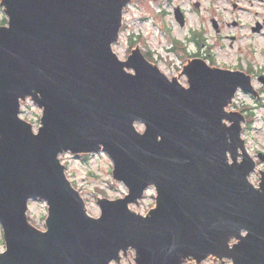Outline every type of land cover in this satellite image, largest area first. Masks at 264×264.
Returning <instances> with one entry per match:
<instances>
[{
	"label": "water",
	"instance_id": "95a60500",
	"mask_svg": "<svg viewBox=\"0 0 264 264\" xmlns=\"http://www.w3.org/2000/svg\"><path fill=\"white\" fill-rule=\"evenodd\" d=\"M130 2L2 0L0 264H112L129 249L137 264H264V177L250 181L245 118L226 110L239 89L254 92L251 78L191 62L171 81L140 49L120 60L113 46ZM28 97L43 108L38 132L20 117ZM68 151L105 152L129 195L98 199L101 216H90L59 159ZM151 187L156 208L139 215ZM33 199L48 205L47 231L29 222Z\"/></svg>",
	"mask_w": 264,
	"mask_h": 264
},
{
	"label": "rangeland",
	"instance_id": "374dc122",
	"mask_svg": "<svg viewBox=\"0 0 264 264\" xmlns=\"http://www.w3.org/2000/svg\"><path fill=\"white\" fill-rule=\"evenodd\" d=\"M192 1L200 2L201 8L197 10L191 0H131L124 12L120 40L114 45V52L120 60L128 61L131 53L139 48L144 57L157 66L171 81L189 64L181 69L182 58L180 56L183 57L184 53L180 50L178 54L174 55L169 54V50L176 45L188 47L190 50V43L186 45L189 38L197 36V43L205 45L202 53H206L209 48H212V55L216 63L231 67L245 66L251 48H261L264 53V32L257 35L252 30L256 22L263 23L264 2L262 0ZM177 8L184 15V25H181L176 19L175 9ZM8 22L9 17L2 6V0H0V26H7ZM215 23L219 25V33L214 27ZM195 49L197 52L201 50L197 44ZM262 65L264 67V55ZM127 71L134 74L132 70L127 69ZM177 81L182 87L190 88L188 78L182 76ZM234 99L237 101V107L234 106L233 110L240 111L239 114L243 115L246 107L254 110L251 115L250 132L244 133L245 128L242 131V136L246 141L245 150L253 157L257 151L264 152V108H256L255 102L244 94H236ZM261 101L264 103V94ZM231 106L232 104L226 110L231 111ZM42 116L43 108L39 107L31 97L21 101L20 117L30 123L35 132H38L41 126ZM243 116L245 118V115ZM225 123L231 127L230 122L226 121ZM243 125L244 122H242V127ZM137 128L144 133L143 125L138 124ZM239 154L242 155L243 152L239 150ZM59 159L66 167L68 179L86 202L87 213L90 216L94 218L101 216L98 199L116 201L129 195L124 185L115 181L114 164L105 152L75 155L68 151L62 153ZM239 160L242 161L241 156ZM259 178L261 175L252 174L250 181L257 185ZM156 193V189L151 187L143 199L136 203L139 214L148 215L151 210L156 208ZM129 209L137 213L134 205L130 204ZM48 211L46 202L38 199L31 200L28 210L30 224L41 231H46L44 222L48 218ZM5 251L3 229L0 226V252L4 253ZM120 257H123V253ZM119 261L112 264H121V262L128 264L124 260L120 263ZM207 264L215 263L208 262Z\"/></svg>",
	"mask_w": 264,
	"mask_h": 264
},
{
	"label": "flooded vegetation",
	"instance_id": "af4514ba",
	"mask_svg": "<svg viewBox=\"0 0 264 264\" xmlns=\"http://www.w3.org/2000/svg\"><path fill=\"white\" fill-rule=\"evenodd\" d=\"M251 1V0H250ZM192 4L195 6L196 4L199 5V7H197V10H199L201 7L200 2H194L192 1ZM262 2H264V0H262ZM196 7V6H195ZM179 9V8H177ZM175 9V11L177 10ZM165 14V13H164ZM263 23H261L260 21L256 22V25L254 27L256 28H260V30L254 31V27L252 28V30L254 31L253 33L259 35L261 33L264 32V20H262ZM215 29L217 30V32L219 33V25L217 23L214 24ZM197 36L195 38H189L187 40V44L190 43L191 49L189 50L188 47H180L178 45L174 46L171 50H169V54H178L179 51L181 50L184 55L183 57L180 56L182 58V67L181 69H184L186 64H189L191 62H202L204 64H206L207 66H209L212 69H222V70H229V71H233V72H244L246 73V75L250 76L251 78V83L252 86L254 87V92L253 93H247L244 91H241L238 93L239 94H244L246 96H248V98L255 102V106L258 109H262L264 108V103H262L261 98L262 95L264 94V67L262 65V58H263V51L261 50V48H251L250 52H249V57L245 63V66H240V67H231L228 66L226 64H219L216 63L214 56L212 55V48H209V50L206 53H202V49L205 47V45L203 44H198L197 40H196ZM232 40H235V38H232ZM196 44L198 45V47L201 49L199 52L196 51L195 47ZM233 46V45H232ZM236 100L234 101V104L232 105V111L233 107L236 106ZM253 109L250 107H246L244 108V115L246 118V122L243 125V129H244V133L245 132H250L251 130V115L253 113ZM234 112H240V111H234ZM242 113V112H241ZM248 121V124H247ZM232 125V124H231ZM254 159H256V165H257V172L256 174H261V178H259V182L260 180L264 177V152L261 151H257L256 153H254ZM240 162V160H239ZM258 182L257 184V188L259 187L260 183ZM247 233L244 232L242 234V237H246ZM240 241L237 240L235 237H232L230 242H229V246L231 249H234L235 245L239 244ZM135 250L134 249H129L127 253H124L123 257H120V261H126V263L128 262V264H137L136 262V254H135ZM119 261V263H120ZM208 262H213L215 264H235L233 262V260L229 259V258H223L220 259L218 257H214L211 256L209 258V260H205L201 263H197L195 260H185L183 262V264H207ZM121 264H123V262H121Z\"/></svg>",
	"mask_w": 264,
	"mask_h": 264
}]
</instances>
